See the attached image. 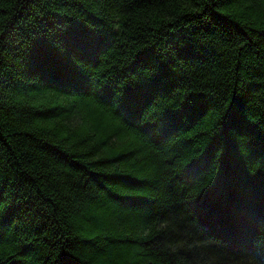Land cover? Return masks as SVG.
Segmentation results:
<instances>
[{"label": "trees", "instance_id": "trees-1", "mask_svg": "<svg viewBox=\"0 0 264 264\" xmlns=\"http://www.w3.org/2000/svg\"><path fill=\"white\" fill-rule=\"evenodd\" d=\"M0 264H264V0H0Z\"/></svg>", "mask_w": 264, "mask_h": 264}]
</instances>
